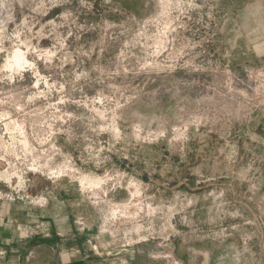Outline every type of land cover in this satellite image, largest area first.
Masks as SVG:
<instances>
[{"label":"rangeland","instance_id":"374dc122","mask_svg":"<svg viewBox=\"0 0 264 264\" xmlns=\"http://www.w3.org/2000/svg\"><path fill=\"white\" fill-rule=\"evenodd\" d=\"M0 233V264H264V0H0Z\"/></svg>","mask_w":264,"mask_h":264},{"label":"clouds","instance_id":"9594fccd","mask_svg":"<svg viewBox=\"0 0 264 264\" xmlns=\"http://www.w3.org/2000/svg\"><path fill=\"white\" fill-rule=\"evenodd\" d=\"M16 39H19V33L16 34ZM16 57H19L20 58V61H23V55L21 53H19V51L17 50V52L15 53V56L13 57V59L15 60ZM15 67L17 69V74L20 72V71H23L24 68H28V69H32L33 68V65L32 64H28V63H16L15 64ZM5 79L11 83L12 82V79H13V76L12 75H9L7 77H5ZM77 79H79V77H77ZM5 119H7V115H5ZM13 123H15V121H13ZM20 127H22V125H17V129L16 130H19Z\"/></svg>","mask_w":264,"mask_h":264},{"label":"bare ground","instance_id":"6f19581e","mask_svg":"<svg viewBox=\"0 0 264 264\" xmlns=\"http://www.w3.org/2000/svg\"><path fill=\"white\" fill-rule=\"evenodd\" d=\"M14 56H15V55H14ZM15 62H16V63H18V62L20 63V58H19V57H16V58H15Z\"/></svg>","mask_w":264,"mask_h":264},{"label":"crops","instance_id":"0c3cea01","mask_svg":"<svg viewBox=\"0 0 264 264\" xmlns=\"http://www.w3.org/2000/svg\"><path fill=\"white\" fill-rule=\"evenodd\" d=\"M0 236H1V233H0Z\"/></svg>","mask_w":264,"mask_h":264}]
</instances>
